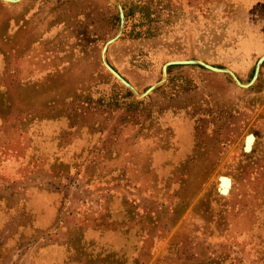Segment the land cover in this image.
<instances>
[{
  "label": "rangeland",
  "instance_id": "1",
  "mask_svg": "<svg viewBox=\"0 0 264 264\" xmlns=\"http://www.w3.org/2000/svg\"><path fill=\"white\" fill-rule=\"evenodd\" d=\"M115 1L139 94L173 60L248 84L264 54V0ZM119 26L110 0H0V264H264V63L137 97L102 64Z\"/></svg>",
  "mask_w": 264,
  "mask_h": 264
},
{
  "label": "water",
  "instance_id": "2",
  "mask_svg": "<svg viewBox=\"0 0 264 264\" xmlns=\"http://www.w3.org/2000/svg\"><path fill=\"white\" fill-rule=\"evenodd\" d=\"M3 2H7V3H16L20 0H1ZM118 9V12H119V21H120V26H119V31L118 33L113 37L111 38L110 40H108L103 48H102V52H101V60H102V64L103 66L105 67V69L116 79L118 80L125 88H127L129 91H131L134 95H136L137 97H144V96H147L150 92H152L159 84H161L162 82L165 81V74H166V68L167 66L169 65H195V66H198L200 68H203V69H206V70H209V71H212V72H217V73H222V74H226L228 76H230L235 84L237 86H239L240 88H248L250 87L254 81L256 80L257 78V75H258V72H259V69L261 67V65L264 63V54L257 60L256 62V65L254 67V72H253V75H252V78L250 80V82L248 84H242L238 79L237 77L234 75V73H232L230 70L228 69H223V68H218V67H215V66H211L209 64H206L202 61H198V60H186V61H170L168 63H166L163 67H162V71L164 73V77L162 78V80L160 82H157L153 85H151L149 88H147V90L143 93V94H139L135 88L129 83L127 82L122 76H120V74H118V72H116L110 65L109 63L107 62L106 60V52H107V49H108V46L113 43L115 40L118 39V37L120 36V33H121V30L123 28V18H124V15H123V10L121 8V6L119 5L118 2H116L115 0H110ZM251 141L248 143L247 140H250ZM254 142V136L252 134L248 135V137L246 138V141H245V145H244V150L246 152H249L251 150V147H252V144ZM220 178H226V177H220ZM231 186V181L230 179H228V188L224 191L222 189L219 190V192L221 194H227L228 191H229V188Z\"/></svg>",
  "mask_w": 264,
  "mask_h": 264
},
{
  "label": "flooded vegetation",
  "instance_id": "3",
  "mask_svg": "<svg viewBox=\"0 0 264 264\" xmlns=\"http://www.w3.org/2000/svg\"><path fill=\"white\" fill-rule=\"evenodd\" d=\"M114 36H115V35H114ZM114 36H113V37H114ZM113 37H112V38H113ZM110 39H111V38H110ZM110 39H109V40H110ZM118 39H119V37H118ZM118 39H117V40H118ZM117 40H115L114 42H116ZM107 41H108V40H107ZM114 42H113V43H114ZM113 43H111V44H113ZM111 44H110V45H111ZM110 45H109V46H110ZM109 46H108V47H109ZM173 61H186V60H173ZM168 62H170V61H168ZM168 62H166V63H168ZM166 63H165V64H166ZM165 64H164V65H165ZM109 65H110V64H109ZM164 65H163V66H164ZM110 66H111V65H110ZM171 66H183V65H169V66H167V68H166V72L169 70V68H170ZM111 67H112V66H111ZM112 68H113V67H112ZM113 69H114V68H113ZM114 70H115V69H114ZM115 71H116V70H115ZM116 72H117V71H116ZM247 137H248V136H247ZM247 137H246V138H247ZM245 141H246V139H245ZM247 141H248V140H247ZM251 149H252V147H251ZM244 151H245V150H244ZM250 151H251V150H250ZM250 151H249V152H250ZM221 177H226V176H221ZM226 178H227V179H230L229 177H226ZM230 181H231V180H230ZM221 185H222V184H221V180H220V178H219V190L222 189V186H221Z\"/></svg>",
  "mask_w": 264,
  "mask_h": 264
},
{
  "label": "bare ground",
  "instance_id": "4",
  "mask_svg": "<svg viewBox=\"0 0 264 264\" xmlns=\"http://www.w3.org/2000/svg\"><path fill=\"white\" fill-rule=\"evenodd\" d=\"M251 141V139L250 140H248V143ZM220 180H221V186H222V190H226L227 188H228V179L227 178H220Z\"/></svg>",
  "mask_w": 264,
  "mask_h": 264
}]
</instances>
